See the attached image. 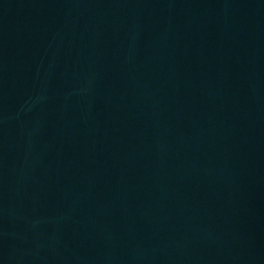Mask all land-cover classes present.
Instances as JSON below:
<instances>
[{
  "label": "water",
  "instance_id": "1",
  "mask_svg": "<svg viewBox=\"0 0 264 264\" xmlns=\"http://www.w3.org/2000/svg\"><path fill=\"white\" fill-rule=\"evenodd\" d=\"M0 264H264V0H0Z\"/></svg>",
  "mask_w": 264,
  "mask_h": 264
}]
</instances>
